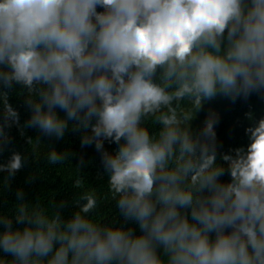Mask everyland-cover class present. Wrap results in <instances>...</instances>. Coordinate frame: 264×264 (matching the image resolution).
Listing matches in <instances>:
<instances>
[{"label":"clouds","instance_id":"obj_1","mask_svg":"<svg viewBox=\"0 0 264 264\" xmlns=\"http://www.w3.org/2000/svg\"><path fill=\"white\" fill-rule=\"evenodd\" d=\"M253 94L264 99V0H0V154L13 125L56 139L71 127L101 154L107 188L78 166L71 201L18 189L0 211V264H264V116L246 112L249 143L226 153L216 112L192 127L207 102ZM24 160L0 163L6 184ZM107 199L116 216L98 220Z\"/></svg>","mask_w":264,"mask_h":264},{"label":"trees","instance_id":"obj_2","mask_svg":"<svg viewBox=\"0 0 264 264\" xmlns=\"http://www.w3.org/2000/svg\"><path fill=\"white\" fill-rule=\"evenodd\" d=\"M19 91V86H16L15 90L10 93V103L19 111L20 124L23 125L31 113L24 103L25 96L18 95ZM249 110L254 111L257 119L264 116V99L253 94L247 102L238 99L232 103L227 98L217 97L205 104L203 110L193 120L192 127L195 130L201 129L209 111L216 112L220 118L216 126L218 142L221 145L220 152L226 153L230 149L246 146L249 143L248 136L245 134V129L250 125L245 116ZM2 111V104H0V117H2ZM60 115L64 116L65 114L60 112ZM6 131L11 136L12 142L0 154V163H6L13 151L19 152L25 157V160L24 167L7 184L6 177L8 174L0 172V211H7L12 207L18 189H23L25 198L31 201L38 197L46 203L54 198L57 201L61 199L71 201L74 194L72 181L76 177L75 168L78 166L81 168V174L90 183L87 185L88 187L93 185L101 197L107 194L106 179L98 176L99 173L103 172L101 154L95 150L94 145L81 147V133L73 132L70 127L63 139H56L44 136L38 129L34 128L25 129L23 136L20 134V129L15 125ZM28 137L33 140L39 138L41 141L36 152L27 142ZM50 148H55L58 152L69 153L71 160L69 159L58 166L50 165L46 158V153ZM105 148L112 151L116 145H110L106 142ZM81 160H83L82 164ZM223 179L227 180L228 177L225 176ZM71 211V207L66 208L64 214L67 216ZM115 216L114 203L110 199L104 200L101 207L97 209L96 218L106 221Z\"/></svg>","mask_w":264,"mask_h":264}]
</instances>
